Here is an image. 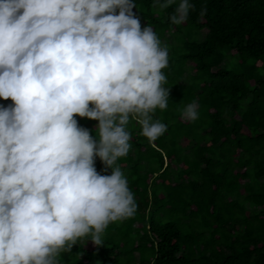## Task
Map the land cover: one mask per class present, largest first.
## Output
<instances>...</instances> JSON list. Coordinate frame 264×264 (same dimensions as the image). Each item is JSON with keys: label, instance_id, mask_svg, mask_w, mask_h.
Masks as SVG:
<instances>
[{"label": "clouds", "instance_id": "clouds-1", "mask_svg": "<svg viewBox=\"0 0 264 264\" xmlns=\"http://www.w3.org/2000/svg\"><path fill=\"white\" fill-rule=\"evenodd\" d=\"M174 25L190 0H153ZM135 0H0V264H63L61 254L138 205L117 163L128 125L154 143L170 97L169 49L133 11ZM207 9L202 8L200 15ZM98 121L96 138L76 117ZM199 116L196 101L181 109ZM104 164L97 171L96 158Z\"/></svg>", "mask_w": 264, "mask_h": 264}, {"label": "trees", "instance_id": "trees-1", "mask_svg": "<svg viewBox=\"0 0 264 264\" xmlns=\"http://www.w3.org/2000/svg\"><path fill=\"white\" fill-rule=\"evenodd\" d=\"M135 3L141 26H151L169 49L162 70L168 108L154 114L167 131L150 144L137 122L128 125L132 147L117 163L137 212L111 223L103 245L89 238L61 260L264 264V0H190L194 10L180 25L169 20L176 5ZM187 28L208 32L201 41H182ZM193 101L198 119L185 121L181 109ZM76 118L96 138L98 121ZM96 168L111 172L98 157Z\"/></svg>", "mask_w": 264, "mask_h": 264}, {"label": "rangeland", "instance_id": "rangeland-1", "mask_svg": "<svg viewBox=\"0 0 264 264\" xmlns=\"http://www.w3.org/2000/svg\"><path fill=\"white\" fill-rule=\"evenodd\" d=\"M208 32V29H203L201 32L187 28L184 30V32L181 35V40H191V41H201L204 39L206 33ZM169 36V35H168ZM172 39V37H169V41Z\"/></svg>", "mask_w": 264, "mask_h": 264}]
</instances>
